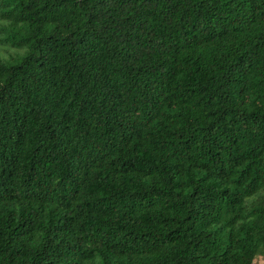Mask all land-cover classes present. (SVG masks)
<instances>
[{
	"label": "trees",
	"instance_id": "trees-1",
	"mask_svg": "<svg viewBox=\"0 0 264 264\" xmlns=\"http://www.w3.org/2000/svg\"><path fill=\"white\" fill-rule=\"evenodd\" d=\"M0 264H264V0H0Z\"/></svg>",
	"mask_w": 264,
	"mask_h": 264
},
{
	"label": "rangeland",
	"instance_id": "rangeland-1",
	"mask_svg": "<svg viewBox=\"0 0 264 264\" xmlns=\"http://www.w3.org/2000/svg\"><path fill=\"white\" fill-rule=\"evenodd\" d=\"M257 262H261V259H260V258H256V259L254 260V263H257Z\"/></svg>",
	"mask_w": 264,
	"mask_h": 264
}]
</instances>
